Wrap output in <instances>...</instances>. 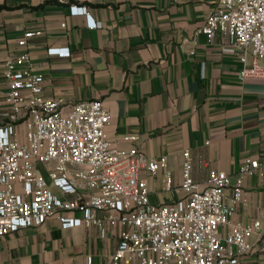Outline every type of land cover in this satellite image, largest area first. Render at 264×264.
Returning a JSON list of instances; mask_svg holds the SVG:
<instances>
[{
  "label": "crops",
  "instance_id": "1",
  "mask_svg": "<svg viewBox=\"0 0 264 264\" xmlns=\"http://www.w3.org/2000/svg\"><path fill=\"white\" fill-rule=\"evenodd\" d=\"M213 2L0 0V69L23 50L18 40L25 31L41 30L27 47L44 75L41 94L58 98L63 112L77 102L102 101L111 113L110 140L136 145L150 158L168 157L166 168L146 178L154 202L172 201L183 196L177 188L187 149L198 181L211 168L233 175L247 157L264 163V77L241 78L244 65L229 39L217 35L210 42L198 30ZM72 4L87 6L102 26L87 27ZM49 47H69L70 55L49 54ZM0 86L6 89L2 78ZM128 134L139 139L131 142ZM244 189L231 220L251 224L264 218V180L248 176ZM226 192L229 201L232 190ZM119 240L117 227L64 228L55 215L1 236L0 264H86L88 256L92 264H113ZM253 240L254 250L238 264H264V229Z\"/></svg>",
  "mask_w": 264,
  "mask_h": 264
},
{
  "label": "built area",
  "instance_id": "2",
  "mask_svg": "<svg viewBox=\"0 0 264 264\" xmlns=\"http://www.w3.org/2000/svg\"><path fill=\"white\" fill-rule=\"evenodd\" d=\"M71 13L84 15L89 28L102 26L87 6L72 4ZM198 30L210 42L217 35L229 39L244 65L241 78L264 77V0H214ZM40 34L25 31L18 40L23 50L0 69L6 85L0 86V237L57 215L64 228H119L113 264H238L251 253L264 218L243 224L231 215L244 199L246 177L264 180V163L247 157L233 175L211 168L198 181L187 149L177 188L183 196L154 202L146 175L166 168L168 157L150 158L136 145L123 148L110 140L111 113L100 100L77 102L63 112L58 98L44 97V75L27 49ZM48 53L68 56L70 48L49 47ZM126 139L136 142L139 136ZM172 187L168 174L166 189ZM92 262L88 256L86 264Z\"/></svg>",
  "mask_w": 264,
  "mask_h": 264
}]
</instances>
